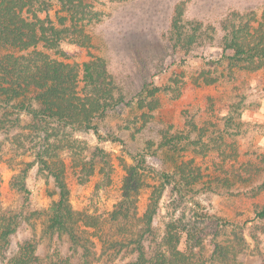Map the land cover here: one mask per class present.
I'll return each mask as SVG.
<instances>
[{
	"label": "rangeland",
	"instance_id": "1",
	"mask_svg": "<svg viewBox=\"0 0 264 264\" xmlns=\"http://www.w3.org/2000/svg\"><path fill=\"white\" fill-rule=\"evenodd\" d=\"M47 1L48 13L39 16L61 26L60 19L68 14L56 0ZM85 2L89 19L67 21L66 27L73 25L78 31L57 51H44L76 65L82 86L84 64L103 59L115 97L122 103L96 119L93 129L67 131L78 141L73 155L61 156L67 165L73 208L107 219L122 199L127 168L139 166L144 170H140L143 187L137 206L143 215L152 187L160 186L161 175L168 174L171 183L165 187L153 223L157 234L162 235L174 217L187 222L197 219L207 235L209 253L219 226L226 223L240 229L250 246L246 264H264V224L256 218L264 209V69H235L229 74L226 62L216 64L223 55L222 21L233 12H255L260 18L264 0ZM178 6L184 32L201 25L205 33L190 50L172 41ZM204 70L211 78L218 76L217 83L206 85L199 79L196 85L194 80ZM21 118L24 126L30 122L28 116ZM17 132L2 139L5 145L0 154L2 205L22 220L10 250L35 239L41 256L67 253L64 237L51 241L44 234L48 210L57 200L53 178L35 164L27 173L29 199L12 188L13 177L35 162L31 150L24 153L13 142ZM182 163L187 164L183 174L188 182L181 178ZM104 232L114 235L116 231L108 223ZM179 248L186 250L185 235Z\"/></svg>",
	"mask_w": 264,
	"mask_h": 264
},
{
	"label": "trees",
	"instance_id": "2",
	"mask_svg": "<svg viewBox=\"0 0 264 264\" xmlns=\"http://www.w3.org/2000/svg\"><path fill=\"white\" fill-rule=\"evenodd\" d=\"M56 1L68 14L58 27L39 16L48 13L47 0H0V154L5 145L2 139L19 130L12 136L13 142L21 145L24 153L31 150L35 162L26 164L13 177L12 188L29 199L27 173L35 164L53 178L57 200L48 210L44 234L51 241L64 237L69 250L41 256L35 239H26L10 250L22 220L4 210L0 192V264H246L244 257L250 246L240 229L226 223L219 226L209 253L207 235L197 219L187 222L174 217L165 224L162 235L156 233L154 218L159 214L165 187L171 183L168 174L161 175L160 186L152 187L143 215L137 206L143 187L140 170H144L139 166L127 168L122 199L107 219L73 208L66 183L67 165L61 157L78 149V141L69 132L93 129L95 120L105 117L122 100L115 97L116 88L103 59L84 64L82 86L76 65L58 61L44 51H57L78 31L73 25L66 27L67 21L81 22L91 15L85 0ZM179 7L172 21V41L176 47L190 50L205 33L201 25L184 32ZM221 28L223 55L216 64L226 62L229 74L235 69H264V11L260 18L255 12H233L222 21ZM217 77L211 78L204 70L194 83L198 85L202 79L206 85H213ZM23 115L30 121L25 126ZM186 166L182 163V175L177 173L188 182L183 174ZM256 218L264 224V209ZM199 220L204 222L205 218ZM108 223L116 231L114 235L105 234ZM184 235L185 251L179 248ZM252 238L260 243L255 234ZM128 255L133 257L125 261Z\"/></svg>",
	"mask_w": 264,
	"mask_h": 264
}]
</instances>
